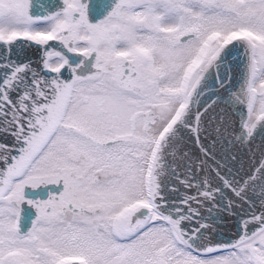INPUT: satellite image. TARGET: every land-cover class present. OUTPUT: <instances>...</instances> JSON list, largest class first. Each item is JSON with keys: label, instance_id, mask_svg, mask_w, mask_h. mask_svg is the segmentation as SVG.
Listing matches in <instances>:
<instances>
[{"label": "snow or ice", "instance_id": "6c2138e0", "mask_svg": "<svg viewBox=\"0 0 264 264\" xmlns=\"http://www.w3.org/2000/svg\"><path fill=\"white\" fill-rule=\"evenodd\" d=\"M91 9L0 0V264H264V0Z\"/></svg>", "mask_w": 264, "mask_h": 264}, {"label": "water", "instance_id": "95a60500", "mask_svg": "<svg viewBox=\"0 0 264 264\" xmlns=\"http://www.w3.org/2000/svg\"><path fill=\"white\" fill-rule=\"evenodd\" d=\"M89 2V8H90V16L96 14L94 10L91 9V5L93 3V0H88ZM27 55H31L30 53H27ZM32 59H36L35 56L32 57ZM48 190L49 189H46V188H40L38 190H36L35 192H33L31 189H28L26 190L27 191V194L30 196V197H35V196H39L41 199H45L47 198V195H48ZM52 191H55L56 189L55 188H52L51 189ZM24 216H25V222L27 223L28 219L32 216H34V211H32L31 209H26L25 213H24Z\"/></svg>", "mask_w": 264, "mask_h": 264}, {"label": "flooded vegetation", "instance_id": "af4514ba", "mask_svg": "<svg viewBox=\"0 0 264 264\" xmlns=\"http://www.w3.org/2000/svg\"><path fill=\"white\" fill-rule=\"evenodd\" d=\"M100 17H99V15H97V14H94V15H92V16H90V19H99Z\"/></svg>", "mask_w": 264, "mask_h": 264}]
</instances>
